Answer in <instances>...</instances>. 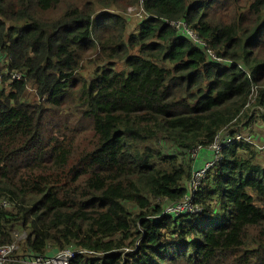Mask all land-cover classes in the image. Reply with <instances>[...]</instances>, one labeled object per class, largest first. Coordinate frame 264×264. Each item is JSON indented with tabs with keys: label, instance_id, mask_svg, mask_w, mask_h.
<instances>
[{
	"label": "trees",
	"instance_id": "16d2710c",
	"mask_svg": "<svg viewBox=\"0 0 264 264\" xmlns=\"http://www.w3.org/2000/svg\"><path fill=\"white\" fill-rule=\"evenodd\" d=\"M131 7L150 18L129 34ZM3 57L23 77L0 81V248L23 232L12 257L264 264V155L249 144L222 149L201 214L162 215L186 194L189 151L246 120L252 86L262 111L243 130L264 124V0H0Z\"/></svg>",
	"mask_w": 264,
	"mask_h": 264
},
{
	"label": "built area",
	"instance_id": "2783aa9c",
	"mask_svg": "<svg viewBox=\"0 0 264 264\" xmlns=\"http://www.w3.org/2000/svg\"><path fill=\"white\" fill-rule=\"evenodd\" d=\"M139 13L132 16L131 14H127L129 19L136 18L137 21L146 20L150 18L142 8H137ZM130 11V9H129ZM168 25L174 29L179 36L185 37L189 39L192 43L206 49L207 55L213 60L218 63H225L229 66L233 65L234 63L229 60H223L217 58L212 50L208 47V43L199 38L197 33L183 20L167 22ZM0 66L2 71L0 73V81L2 76H9L10 81H20L22 80V73L18 71H8L5 67L7 62L6 58L3 57L0 59ZM240 67V66H239ZM241 68V67H240ZM247 73V72H246ZM248 74V73H247ZM249 77V76H248ZM255 97H256V87L252 86L250 94L247 97V102L244 107V110L250 109L247 114L246 119H250V117L260 109L258 107H254L255 104ZM252 107L250 108V106ZM247 123L248 121H243L242 123ZM242 124L239 123L238 125L228 126L221 129L214 137V140L211 144L206 147L197 146L189 151L191 159H192V166L195 164L196 160L198 159L200 152L207 151L210 153L209 158L206 159L203 165L197 169L193 166L191 169L190 177L186 184V194L184 197L176 203L172 204H165L163 207L162 215H173L175 217L180 216L182 214H192L198 215L203 212L202 207L193 203V195L194 193L202 187L204 181L206 180L207 173L214 168V166L222 160V149L224 147H229L234 145L235 143H246L254 148H256L262 155H264V140L257 139L251 133L241 129ZM166 200L157 198L155 200L156 204L164 202ZM13 206V203L8 202V200L3 199L0 200V207L4 209H9ZM17 235V234H16ZM13 242L6 247L0 248V264H72V261L75 259L76 256L79 254H85L92 257H99L102 254L94 253L92 251H88L82 248L77 249H60L54 252H50L48 255H37V256H29L24 258H16L12 257L13 252L16 250L17 247V239L13 235ZM125 252L130 251V249H124Z\"/></svg>",
	"mask_w": 264,
	"mask_h": 264
},
{
	"label": "rangeland",
	"instance_id": "374dc122",
	"mask_svg": "<svg viewBox=\"0 0 264 264\" xmlns=\"http://www.w3.org/2000/svg\"><path fill=\"white\" fill-rule=\"evenodd\" d=\"M130 9V11H129ZM139 11L137 8L135 7H131V8H128L126 10V12L124 13V16L125 18L128 20V33H134L136 32V29H137V20L135 18L134 19H129L127 17V14H131L132 16L138 14ZM1 64V63H0ZM117 71H121L124 69V66L122 65V63H116L115 64V67H114ZM92 66L89 67V70L86 72L84 71L83 74L85 76H87L91 71H92ZM252 107V105L250 106V108ZM258 111H262V109H257ZM245 121H248V119H246ZM66 125L65 122H63V125ZM242 124V127L241 129H243L244 125H245V122L244 123H241ZM85 127L87 128V125L85 124ZM245 131H247L248 133H251L252 135L256 136V137H260L259 139H262L264 140V124L260 121V120H256L254 121L251 125H248V127L245 129ZM68 136V135H67ZM208 155H210V153H208ZM209 157V156H208ZM262 160L264 162V157L262 156ZM17 234V235H16ZM16 234H14V236L16 237V241L19 243V241H21L24 237H25V234L23 232H17Z\"/></svg>",
	"mask_w": 264,
	"mask_h": 264
},
{
	"label": "crops",
	"instance_id": "0c3cea01",
	"mask_svg": "<svg viewBox=\"0 0 264 264\" xmlns=\"http://www.w3.org/2000/svg\"><path fill=\"white\" fill-rule=\"evenodd\" d=\"M256 138L259 139L260 137H256ZM208 153L209 152H207V151L200 152V155H199L198 159L195 162V169L201 167L203 165L204 161L209 158L208 157L209 156Z\"/></svg>",
	"mask_w": 264,
	"mask_h": 264
}]
</instances>
